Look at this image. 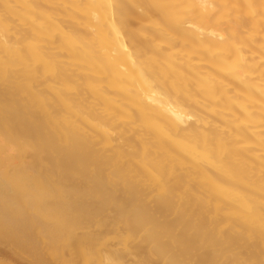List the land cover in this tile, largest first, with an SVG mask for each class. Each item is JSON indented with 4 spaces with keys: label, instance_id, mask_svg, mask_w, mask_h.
Returning a JSON list of instances; mask_svg holds the SVG:
<instances>
[{
    "label": "bare ground",
    "instance_id": "1",
    "mask_svg": "<svg viewBox=\"0 0 264 264\" xmlns=\"http://www.w3.org/2000/svg\"><path fill=\"white\" fill-rule=\"evenodd\" d=\"M0 264H264V0H0Z\"/></svg>",
    "mask_w": 264,
    "mask_h": 264
}]
</instances>
